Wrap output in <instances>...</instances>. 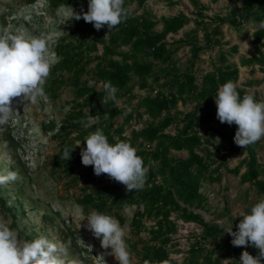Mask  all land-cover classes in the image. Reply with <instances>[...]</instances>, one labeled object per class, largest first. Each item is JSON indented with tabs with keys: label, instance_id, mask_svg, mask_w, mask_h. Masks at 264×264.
I'll return each instance as SVG.
<instances>
[{
	"label": "trees",
	"instance_id": "1",
	"mask_svg": "<svg viewBox=\"0 0 264 264\" xmlns=\"http://www.w3.org/2000/svg\"><path fill=\"white\" fill-rule=\"evenodd\" d=\"M35 3L37 0H25ZM149 0H125L129 9L127 20L111 32L107 27L97 31L92 23L83 19H70L71 31L61 37L55 44L58 61L52 66L49 89L57 94V87L67 80L69 74L77 101L68 112L65 120L55 134L60 140L57 154L52 159L54 170H60L70 177L73 184H84L83 194L77 198L86 212L96 210L116 218L120 224L125 223L122 210L126 206L137 207L132 220V231L141 233L146 228L145 221L154 220L150 227L152 242L140 250L142 260L149 264H223L224 260L232 259L231 264H240L241 253L245 247H234L232 237L219 225L209 224L196 208H205L208 197L202 190L205 181H221L222 169L240 175L241 181L256 186L264 198V165L260 162L257 152L259 141L241 149L234 143L238 126L233 123H221L216 116L215 94L218 88L228 81L238 83L240 66L230 61L232 54L239 51L237 44L224 48L222 25L227 23L238 29L245 23L255 25L253 32L256 44V55L243 56L241 66L259 65L264 71V0H236L242 6H235L226 16L216 14L209 22H205L203 14L205 6H201L197 26L185 33L183 38L173 46L168 41L171 33H178L191 18L184 12L171 16L156 18L151 12L143 10L137 13L131 5L136 3L143 8ZM49 5L71 6L75 13L88 10V0H47ZM161 23L162 28L157 29ZM203 30L201 42L199 31ZM107 34V35H106ZM100 44L102 52L99 53ZM182 44L190 45L191 57L187 66L181 69L175 55ZM219 47L218 61L215 68L206 72L201 78L195 70L200 54ZM95 62L93 68L95 79L102 84L111 82L116 87V97L124 96L127 107H120L116 102H102L106 95L104 89L81 82L87 67ZM136 77L140 88L149 89V93L138 97L134 91L133 78ZM262 79L246 81V86L260 85ZM158 85L155 89L153 84ZM241 96L248 94L244 89L237 90ZM257 100H264L255 96ZM191 102L194 108L182 112L178 104ZM89 107L91 115L98 116L99 122L91 130H81L71 138L73 126H80L77 119ZM123 115L124 120L115 126V119ZM149 122L140 129L133 128L126 134L127 126L133 121L138 122L143 116ZM107 116V118H105ZM175 126L176 133L168 132ZM52 126H46L50 129ZM101 129L109 143L118 141L129 142L142 157L144 165L149 168L144 187L128 192L119 182L111 180L101 186L92 187L97 179L93 166H84L81 162V148L86 147L84 138L89 133ZM203 135H202V134ZM118 137V138H117ZM219 137L220 142L216 140ZM76 147L69 160L61 159L65 146ZM186 150L188 156L179 158L172 151ZM235 154L242 157L238 165L229 168L228 156ZM244 171H242V169ZM16 194H13L15 197ZM0 206L13 211L12 198L0 196ZM176 214L184 221L198 223L202 227L201 235L192 244L189 255L182 262L172 258L169 249L172 234L177 231ZM233 227V231H236ZM215 241L210 248L203 244ZM135 247V246H134ZM251 255L256 256L258 250L246 247ZM264 264V262H262Z\"/></svg>",
	"mask_w": 264,
	"mask_h": 264
},
{
	"label": "rangeland",
	"instance_id": "2",
	"mask_svg": "<svg viewBox=\"0 0 264 264\" xmlns=\"http://www.w3.org/2000/svg\"><path fill=\"white\" fill-rule=\"evenodd\" d=\"M201 6H205L202 12L209 23L216 14L226 16L235 6H242L236 0H149L143 8H138L136 3L131 5L137 13L143 10L151 12L156 18L171 16L180 12L186 13L191 21L178 33H171L168 41L173 46L178 45L177 40L183 38L185 33L195 28L196 19H199ZM74 17V9L71 6L60 5L53 7L47 0H37L35 3H27L25 0H0V28H8L11 32H19L27 36H37L49 41L48 59L52 66L59 57L55 52L56 42L72 29L70 19ZM157 29L162 28L159 23ZM224 48L232 45L239 46V52L230 57V61L240 66V79L237 90L244 89L248 94L264 98V82L260 85L246 86L250 78H264V71L260 67L248 68L241 66L240 59L243 56L256 54L253 32L255 25L252 22L245 23L241 28H234L225 23L222 25ZM201 42L204 38L203 30L199 31ZM264 51V48H262ZM103 50L100 44L99 53ZM219 47L200 54L195 70L201 78L206 72L215 68L218 61ZM191 57L190 45L182 44L175 58L178 66L184 69ZM95 62L87 67L86 73L81 77L82 83L94 86L98 90L103 89V84L95 79L93 68ZM51 70L44 85L45 96L38 98L36 104L27 103L17 105L14 100L16 111L6 125L0 126V174L15 171L18 178L4 186H0V196L12 198L13 211H8L0 206V219L6 221L9 227L18 233L21 241H30L38 237H46L66 248L67 264L76 261L77 264H118L115 258L108 254L111 249H103L100 239H97L87 230L84 220L90 212H86L77 198L82 196L84 184H73L60 170H54L52 159L57 154L60 140L55 137L60 125L65 120L68 112L77 101L75 89L70 82L69 74H65L66 82L57 87V94L49 89ZM134 93L138 99L149 93V89L140 88L136 77L133 78ZM155 89L158 85L152 83ZM120 107H127L124 96H119ZM194 108L191 102L178 104V109L186 112ZM89 107L84 108V114L77 119L80 126H73L70 137H75L81 130H91L99 122V117L90 114ZM124 120L123 115L115 119V126ZM147 115L133 121L127 126L126 134L129 135L133 128L140 129L149 122ZM46 126H52L47 129ZM175 126L168 132L175 134ZM118 138V137H117ZM257 147L258 157L264 165V138L259 140ZM81 145V144H80ZM241 148V147H240ZM243 149V148H241ZM172 154L179 158H186V150H173ZM243 157V156H242ZM242 157L235 154L228 156V167L238 165ZM245 168L242 169L244 171ZM221 181H205L202 190L208 197L207 207L196 208L195 211L202 215L209 224H217L225 230L231 223L236 227L243 217L242 214L250 212L251 207L257 203L263 195L256 186L241 181L240 175L227 172L222 169ZM106 174L97 176L92 187L101 186L108 181ZM13 194H16L13 197ZM82 209V214H76V208ZM137 207L126 206L121 212L125 223L120 224L126 232V243L131 253L132 264H145L141 258L140 250L152 242L150 227L154 220L145 221L146 228L141 233L132 231L131 220ZM178 226L172 234L169 249L172 258L182 262L189 255V250L195 240L201 235L202 227L192 221H184L176 214L173 215ZM207 247H214L215 241H206ZM135 246V247H134ZM247 250L244 248L243 251ZM103 256V257H101ZM105 260V261H104ZM231 264L232 259H226ZM240 261V259L238 260ZM225 264V261L223 262Z\"/></svg>",
	"mask_w": 264,
	"mask_h": 264
},
{
	"label": "clouds",
	"instance_id": "3",
	"mask_svg": "<svg viewBox=\"0 0 264 264\" xmlns=\"http://www.w3.org/2000/svg\"><path fill=\"white\" fill-rule=\"evenodd\" d=\"M129 9L125 0H88V10L75 13L74 19H83L92 23L99 31L107 27L109 32L127 20ZM264 29V22L259 25ZM107 35V34H106ZM50 43L47 39L27 36L19 32H11L8 28H0V126L6 125L13 117L17 105L36 104L38 98L45 96L44 85L50 75L51 63L48 59ZM106 95L102 102L119 103L117 89L111 82H104ZM217 119L221 123L238 128L234 143L245 149L264 138V100H257L253 94H245L241 98L237 84L228 81L221 85L215 94ZM107 118V116H105ZM202 134V133H201ZM203 135V134H202ZM218 143L219 137L216 138ZM86 147L81 148V162L84 166H93L94 174H106L111 180L121 183L128 192L144 187L149 168L144 165L142 157L127 141L109 143L101 129L89 133L84 138ZM65 146L61 159L69 160L72 151L79 147ZM18 178L15 171L0 174V186L13 182ZM76 214H82L77 206ZM242 220L233 231L232 223L224 230L232 237L234 247H254L256 256L243 251L240 264H262L264 262V198L255 203L250 212L242 214ZM84 227L93 236L100 239L101 247L112 255L118 264H132L131 253L126 243V232L120 222L111 215L92 210L84 219ZM66 248L46 237H38L30 241H21L18 233L11 229L6 221L0 219V264H67ZM103 257V256H101ZM105 261V260H104ZM228 264L230 260H224ZM72 264H77L73 261ZM145 264H149L145 261Z\"/></svg>",
	"mask_w": 264,
	"mask_h": 264
},
{
	"label": "crops",
	"instance_id": "4",
	"mask_svg": "<svg viewBox=\"0 0 264 264\" xmlns=\"http://www.w3.org/2000/svg\"><path fill=\"white\" fill-rule=\"evenodd\" d=\"M239 52V51H238ZM257 54V53H256ZM254 54V55H256ZM250 56H253V55H250ZM244 67H248V68H254V67H260L259 65H255V66H244ZM262 70V69H261ZM263 71V70H262ZM262 79V78H260ZM249 80H254L253 78H250ZM256 86V85H255Z\"/></svg>",
	"mask_w": 264,
	"mask_h": 264
}]
</instances>
